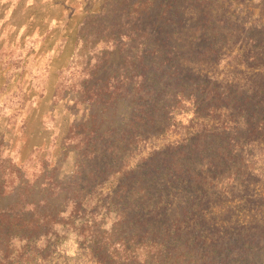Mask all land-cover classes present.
Listing matches in <instances>:
<instances>
[{"label":"rangeland","instance_id":"1","mask_svg":"<svg viewBox=\"0 0 264 264\" xmlns=\"http://www.w3.org/2000/svg\"><path fill=\"white\" fill-rule=\"evenodd\" d=\"M0 264H264V0H0Z\"/></svg>","mask_w":264,"mask_h":264},{"label":"trees","instance_id":"2","mask_svg":"<svg viewBox=\"0 0 264 264\" xmlns=\"http://www.w3.org/2000/svg\"><path fill=\"white\" fill-rule=\"evenodd\" d=\"M18 26H20V24H14V23L9 24V27L12 28V31H14L15 34H17V32H18ZM123 224H124V222H123Z\"/></svg>","mask_w":264,"mask_h":264}]
</instances>
